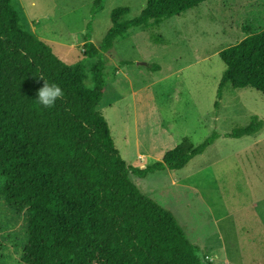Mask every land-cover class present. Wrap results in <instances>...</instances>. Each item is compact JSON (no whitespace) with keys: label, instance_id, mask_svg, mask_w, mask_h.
I'll use <instances>...</instances> for the list:
<instances>
[{"label":"rangeland","instance_id":"obj_1","mask_svg":"<svg viewBox=\"0 0 264 264\" xmlns=\"http://www.w3.org/2000/svg\"><path fill=\"white\" fill-rule=\"evenodd\" d=\"M11 1L25 31L49 43L64 63L86 66L91 88L98 61L85 57L88 32L101 47L116 9H129L133 20L148 3L106 0L94 14L97 0ZM248 29L264 30V0H211L181 17L130 30L104 54L109 88L98 111L129 167L162 162L185 140L197 147L220 136L183 170L130 175L174 216L203 264H264V130L228 137L254 116L264 121V95L227 85L218 97L226 71L220 53L244 41ZM28 229L27 214L0 194V264H24Z\"/></svg>","mask_w":264,"mask_h":264},{"label":"trees","instance_id":"obj_2","mask_svg":"<svg viewBox=\"0 0 264 264\" xmlns=\"http://www.w3.org/2000/svg\"><path fill=\"white\" fill-rule=\"evenodd\" d=\"M209 1L148 0L133 20L129 9H116L101 47L91 32L85 37V57L98 61L91 88L85 65L64 63L49 43L23 29L11 0H0V194L28 216L24 264H203L174 216L145 196L130 175L183 170L220 136L213 134L197 147L185 140L162 162L136 169L121 156L98 107L109 88L104 54L118 40ZM105 2L96 1L94 14ZM220 56L226 71L219 100L227 85L264 95V30L248 29L244 41ZM45 80L64 92L52 108L36 101ZM263 130L264 121L254 116L228 137Z\"/></svg>","mask_w":264,"mask_h":264},{"label":"clouds","instance_id":"obj_3","mask_svg":"<svg viewBox=\"0 0 264 264\" xmlns=\"http://www.w3.org/2000/svg\"><path fill=\"white\" fill-rule=\"evenodd\" d=\"M63 96L64 92L59 85L55 83H49L45 80V85L38 92V98L36 101L44 108H52Z\"/></svg>","mask_w":264,"mask_h":264},{"label":"crops","instance_id":"obj_4","mask_svg":"<svg viewBox=\"0 0 264 264\" xmlns=\"http://www.w3.org/2000/svg\"><path fill=\"white\" fill-rule=\"evenodd\" d=\"M141 158H144V155H140Z\"/></svg>","mask_w":264,"mask_h":264}]
</instances>
